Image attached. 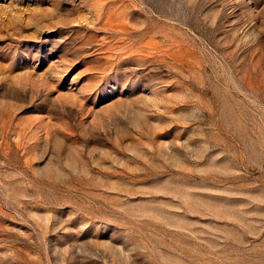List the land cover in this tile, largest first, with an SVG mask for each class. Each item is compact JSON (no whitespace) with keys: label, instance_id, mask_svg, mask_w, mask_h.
I'll return each mask as SVG.
<instances>
[{"label":"rangeland","instance_id":"374dc122","mask_svg":"<svg viewBox=\"0 0 264 264\" xmlns=\"http://www.w3.org/2000/svg\"><path fill=\"white\" fill-rule=\"evenodd\" d=\"M0 264H264V0H0Z\"/></svg>","mask_w":264,"mask_h":264}]
</instances>
